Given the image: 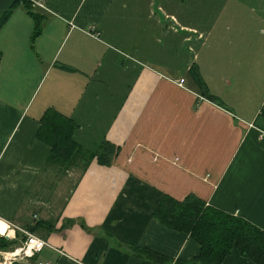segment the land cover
I'll return each instance as SVG.
<instances>
[{
	"label": "crops",
	"instance_id": "1",
	"mask_svg": "<svg viewBox=\"0 0 264 264\" xmlns=\"http://www.w3.org/2000/svg\"><path fill=\"white\" fill-rule=\"evenodd\" d=\"M35 1L0 28V221L45 224L32 233L51 248L12 264H192L198 244L153 218L164 196L264 231V17L189 25L166 1ZM185 44V69L148 67ZM47 109L76 123L85 151L114 147L109 163L55 158L36 137ZM222 264L254 263L233 249Z\"/></svg>",
	"mask_w": 264,
	"mask_h": 264
},
{
	"label": "trees",
	"instance_id": "2",
	"mask_svg": "<svg viewBox=\"0 0 264 264\" xmlns=\"http://www.w3.org/2000/svg\"><path fill=\"white\" fill-rule=\"evenodd\" d=\"M22 1L24 4H29L27 0ZM16 2L18 0L0 18V28ZM32 16L35 21L34 36H37L41 28V17L34 14ZM196 80L198 81V78ZM202 96L212 99L206 91L202 92ZM39 124L37 139L49 146L55 158L61 159L65 163L75 153H78L85 157L96 158L100 164L106 165L116 151L107 142L101 143L94 153L85 151L73 139L77 129L76 123L53 109H47L44 112ZM153 218L170 230L188 234L198 244L199 254L192 264H222L224 258L233 249L254 264H264V231L242 218L206 206L195 196L190 195L183 201L164 196L153 212ZM40 224L46 226L37 223V225L29 227V231L33 232L34 228ZM17 243V240L0 237V250L11 249ZM139 254L152 260L160 258L148 250H140Z\"/></svg>",
	"mask_w": 264,
	"mask_h": 264
},
{
	"label": "rangeland",
	"instance_id": "3",
	"mask_svg": "<svg viewBox=\"0 0 264 264\" xmlns=\"http://www.w3.org/2000/svg\"><path fill=\"white\" fill-rule=\"evenodd\" d=\"M157 2H167L168 5V18L172 16L185 24L195 25L199 23L198 20L209 19L213 17H229V18H257L264 17V0H153ZM156 8V7H155ZM158 14L157 10L153 11ZM227 14H230L228 16ZM171 20H169L170 22ZM188 46L185 44V48L181 53L175 49L167 51V53L152 54L149 58L150 65L148 67L155 70L164 69H185V64L192 62V54L188 53ZM166 56L162 58L161 57ZM161 62V63H160ZM185 77L186 73L183 71ZM181 80V79H180ZM170 81V80H169ZM172 82V81H171ZM176 84L178 81H173ZM178 86V85H177ZM11 224V223H10ZM14 225V224H13ZM19 228V227H18ZM13 231V229H11ZM10 230V231H11ZM18 231L15 235L17 236ZM5 238L6 236L0 235ZM9 238V236H8ZM23 238H16L19 243ZM13 240V239H8ZM19 245V244H18ZM17 245V246H18ZM16 247V246H15ZM14 249L9 248L7 250H0V252H10ZM4 262L3 256H0V263Z\"/></svg>",
	"mask_w": 264,
	"mask_h": 264
},
{
	"label": "built area",
	"instance_id": "4",
	"mask_svg": "<svg viewBox=\"0 0 264 264\" xmlns=\"http://www.w3.org/2000/svg\"><path fill=\"white\" fill-rule=\"evenodd\" d=\"M27 1L31 2L33 5L43 7L42 4H40L39 2H37L35 0H27ZM87 33L91 37H94V38L97 37V33H95L93 27L90 28V30ZM183 84H184V80H182V79L179 80L177 83V85L181 88H184ZM5 225L7 226L6 229L8 231L6 234H8L11 229H13V231H15V232L18 231L21 238H23V239L20 241L18 246L14 247V249L12 251L0 252V256H3V258H4V262L0 263V264H12V262L17 260V259H28V258H31L34 255H36L37 253L41 252L45 247L51 248V246H49V244H47L44 240L35 236L27 228H18L15 225L10 224V223H5ZM6 236H8V235H6ZM8 239L15 240L16 237L10 236Z\"/></svg>",
	"mask_w": 264,
	"mask_h": 264
},
{
	"label": "clouds",
	"instance_id": "5",
	"mask_svg": "<svg viewBox=\"0 0 264 264\" xmlns=\"http://www.w3.org/2000/svg\"><path fill=\"white\" fill-rule=\"evenodd\" d=\"M7 226L0 221V235H3V233L6 231Z\"/></svg>",
	"mask_w": 264,
	"mask_h": 264
},
{
	"label": "bare ground",
	"instance_id": "6",
	"mask_svg": "<svg viewBox=\"0 0 264 264\" xmlns=\"http://www.w3.org/2000/svg\"><path fill=\"white\" fill-rule=\"evenodd\" d=\"M8 231L6 229V231L3 233L4 236L8 235V236H11V232H9L8 234H6Z\"/></svg>",
	"mask_w": 264,
	"mask_h": 264
},
{
	"label": "water",
	"instance_id": "7",
	"mask_svg": "<svg viewBox=\"0 0 264 264\" xmlns=\"http://www.w3.org/2000/svg\"><path fill=\"white\" fill-rule=\"evenodd\" d=\"M5 239H8V236H6Z\"/></svg>",
	"mask_w": 264,
	"mask_h": 264
}]
</instances>
